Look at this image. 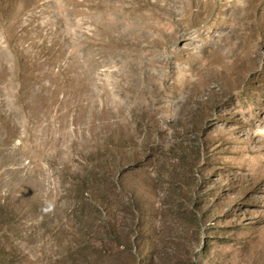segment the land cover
<instances>
[{
	"label": "rangeland",
	"instance_id": "374dc122",
	"mask_svg": "<svg viewBox=\"0 0 264 264\" xmlns=\"http://www.w3.org/2000/svg\"><path fill=\"white\" fill-rule=\"evenodd\" d=\"M2 258L264 264V0H0Z\"/></svg>",
	"mask_w": 264,
	"mask_h": 264
},
{
	"label": "trees",
	"instance_id": "16d2710c",
	"mask_svg": "<svg viewBox=\"0 0 264 264\" xmlns=\"http://www.w3.org/2000/svg\"><path fill=\"white\" fill-rule=\"evenodd\" d=\"M1 248H2V246H1ZM1 261L3 262V264H5L4 258H2Z\"/></svg>",
	"mask_w": 264,
	"mask_h": 264
}]
</instances>
